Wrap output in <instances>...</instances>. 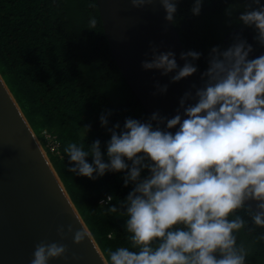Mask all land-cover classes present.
<instances>
[{"label": "trees", "instance_id": "1", "mask_svg": "<svg viewBox=\"0 0 264 264\" xmlns=\"http://www.w3.org/2000/svg\"><path fill=\"white\" fill-rule=\"evenodd\" d=\"M252 1L260 0L171 1L197 69L217 66L195 58L209 44L198 13L238 17ZM0 73L109 264H264V218L150 116L113 57L97 0H0ZM246 119L264 145L262 125ZM44 132L60 142L57 152Z\"/></svg>", "mask_w": 264, "mask_h": 264}, {"label": "water", "instance_id": "2", "mask_svg": "<svg viewBox=\"0 0 264 264\" xmlns=\"http://www.w3.org/2000/svg\"><path fill=\"white\" fill-rule=\"evenodd\" d=\"M171 1L97 0L113 57L181 152L264 218V154L206 80L234 75L194 66ZM0 264H109L1 73Z\"/></svg>", "mask_w": 264, "mask_h": 264}, {"label": "flooded vegetation", "instance_id": "3", "mask_svg": "<svg viewBox=\"0 0 264 264\" xmlns=\"http://www.w3.org/2000/svg\"><path fill=\"white\" fill-rule=\"evenodd\" d=\"M242 8L244 11L238 17L225 13L210 21L198 13L199 17L195 18L203 23L198 30L209 37V44L207 52L195 58L198 62L205 59L216 63L215 68L234 75L224 74L227 77L219 78L214 73L207 77L215 85V97L221 107L228 110L232 121L264 154L262 140L254 135L257 126L246 119L253 115L264 128V55H257L264 51V0L246 2ZM215 31H220L218 37Z\"/></svg>", "mask_w": 264, "mask_h": 264}, {"label": "built area", "instance_id": "4", "mask_svg": "<svg viewBox=\"0 0 264 264\" xmlns=\"http://www.w3.org/2000/svg\"><path fill=\"white\" fill-rule=\"evenodd\" d=\"M45 134V136H46V139H47V145L53 150V151H58V148H59V146H60V142L59 141H57L55 138H54V136H52L51 134H49L48 132H44ZM110 199H111V196L110 195H108V196H106V197H103L100 201H99V203L100 204H107L109 201H110Z\"/></svg>", "mask_w": 264, "mask_h": 264}, {"label": "rangeland", "instance_id": "5", "mask_svg": "<svg viewBox=\"0 0 264 264\" xmlns=\"http://www.w3.org/2000/svg\"><path fill=\"white\" fill-rule=\"evenodd\" d=\"M43 147H44V146H43ZM44 148H45V147H44ZM155 253H156V255H157L158 257H163V256L166 255V253H167V249H166L165 247L157 248V249L155 250ZM166 264H173V260H172V258H171V260L168 261Z\"/></svg>", "mask_w": 264, "mask_h": 264}]
</instances>
